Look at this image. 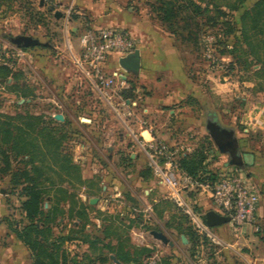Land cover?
Returning a JSON list of instances; mask_svg holds the SVG:
<instances>
[{"label":"rangeland","instance_id":"rangeland-1","mask_svg":"<svg viewBox=\"0 0 264 264\" xmlns=\"http://www.w3.org/2000/svg\"><path fill=\"white\" fill-rule=\"evenodd\" d=\"M197 1L203 8L208 6L209 13L196 21L182 13L175 20L177 28L172 29L155 11L160 0H0V264L34 263L31 248L14 232L22 231L28 222L22 211L23 186H14L12 182V172L33 167L45 171L39 182L47 187L50 195L44 201L45 210L58 207L60 218L62 211L66 213L63 223L60 218L53 223L54 236L80 231L77 216L84 213L85 220L89 219L92 224V228L86 229L88 233L111 226L105 220L116 219L121 224H117L116 230L138 244L135 237L146 230V220L150 227L170 235L172 226L184 223L207 242L213 249L208 252L214 258L226 250V246L213 244L195 230L188 215L171 199L170 190L156 174L146 152L150 141L163 142L146 141L141 134L146 129V94L154 93L155 84L146 87V77L141 78L140 72L135 75L123 67L121 60L128 56L114 55L116 67L107 68V62L104 66L107 76L126 74L131 88L120 92L106 89L75 57L79 54L80 36L100 27L127 32L140 50V38L129 29L107 24L112 20L109 14L113 4L121 3L124 13L133 14L138 27L146 28V17L158 21L164 31L176 35L174 43L176 51L182 54L184 68L181 73L175 65V75L164 74L153 79H158L161 89L174 91L175 100L191 101L194 105L193 110L183 114L187 122L177 126L183 129L182 137L177 141L164 140V143L172 148L192 145L194 150L203 146L208 165L204 174L213 175V181L227 170L238 168L256 185L264 183V45L259 44L260 36L256 38L251 33L249 41L256 47L253 53L240 31L242 15L259 0H248L234 14L227 6L235 0ZM217 5L228 16L218 19L220 24L213 26L207 18L217 16ZM57 12L62 14L60 19L56 18ZM225 22L234 28L229 38H224L221 31ZM186 29L193 35L188 37ZM208 35L215 37L212 45L205 42ZM21 36L38 40L40 44L20 46L15 40ZM218 41H227L229 48L225 51L233 56L222 55ZM209 49L214 62L206 56ZM250 51L256 59L249 57ZM168 115L167 112L164 117ZM34 118L40 119L39 128ZM209 122L234 131L241 153L256 159L250 158L244 168L231 165L230 156L223 154L213 140ZM41 128L63 139L60 151L79 167L80 176L63 172L59 161L44 157L51 148L38 135ZM7 131L12 134L11 140ZM156 159L161 164L165 162L161 157ZM184 192L195 209L202 211L194 203L200 192L190 189ZM94 198L105 200V206L100 208L99 200L91 204ZM83 203L97 208L85 210ZM167 212L172 215L168 223L163 219ZM237 235L236 240L243 237L260 240L264 231L262 227L259 231L248 228ZM174 239L180 241L178 235ZM242 247L243 252L251 251ZM101 254L103 251L96 250L91 257ZM194 256L198 260L202 254Z\"/></svg>","mask_w":264,"mask_h":264},{"label":"trees","instance_id":"trees-1","mask_svg":"<svg viewBox=\"0 0 264 264\" xmlns=\"http://www.w3.org/2000/svg\"><path fill=\"white\" fill-rule=\"evenodd\" d=\"M178 1L179 2L177 3V1L165 2L160 0V5L155 10L158 12V15H160L162 21L164 23H168L169 27L172 29L177 28L175 20L182 15V13L188 14L191 20L196 21L199 17H203L210 11L208 6L206 8L201 7V4L197 0ZM247 1L248 0H235L234 3L227 7L230 10V13L234 14L240 11L241 7H243ZM215 11L217 14L215 18H207L208 22H211L213 26L214 24H216L215 26L220 24L218 19L227 18L228 16L219 5L215 7ZM241 22L243 23V27L240 29L241 36L246 42V45L249 47V50L251 49L252 52L255 53L256 47L255 45L253 46L251 41H249L251 40L250 34L254 32V37L258 38L260 36L262 39H258L259 44L261 46L264 45V0H259L253 8L245 11L241 17ZM199 26H201V24H199ZM222 27L223 29H221V31L224 33V38H229V34L234 31L233 26H231L229 22H225L222 24ZM175 32L176 31H174V33ZM187 32L189 34L188 37L193 35L190 31L187 30ZM218 42H220V46H222L220 49L222 55L229 54L233 56L232 53H229L227 50L225 51V49L229 48L227 47V41ZM248 55L253 60L256 59L255 55H252L251 51ZM2 70L5 72L8 71L7 67H2ZM34 119L37 121V127L39 128L40 119ZM7 133H9L8 138H12L11 132L7 131ZM38 135L41 137L42 141H45L47 148H51V150H47V152H45L46 154L44 157L51 156L56 161H59L63 172L80 176L79 167L72 162L70 157L63 155L60 151L62 146L61 143L63 142L62 138L57 137L52 131L48 132L47 128H41ZM254 158L256 159V157L252 155L253 161ZM8 159L9 157H6L7 162ZM206 162V150L202 146L195 149L191 154L181 158L180 167L186 174L194 179L201 180V177H204L205 175L204 180H214L213 175L204 174V171L207 170L208 166ZM33 163L34 161L32 160V164ZM12 173L13 185L23 186L21 197L25 198V200L22 203V211L24 213V218L28 222L22 231L14 230V232L17 233L18 237L31 248L34 254L33 264H113L112 259L109 256L110 254H114L117 260H119L122 264H131L132 262L134 264H144L145 255L146 258L150 256L151 251L149 249L130 244V239H128V237L125 239V237L120 233V230H116V228L121 225L118 220L116 221V219L105 220V222H109L111 226L105 225V228L97 230L93 234L86 231L87 227L92 228L91 222L89 219L85 220L83 217L84 213H79L77 219L80 220V225L77 228L80 229V231L74 230L65 235L60 234L54 236L52 233V227L53 223L60 218L59 209L58 207L53 206H50L47 210L44 208V201L47 198H50L47 187L39 183L45 176V171L38 167H33L32 170L24 169L22 171ZM49 201L51 200L49 199ZM83 206L85 207V210L97 208V206L85 203H83ZM62 213L63 217L59 220L61 223L66 220L65 211H62ZM70 213L73 216V211ZM139 221L142 220L139 219ZM146 229L149 231L159 230L150 227L147 220ZM177 230L180 234H184L190 238L193 244V256L197 253L199 245H204L207 249H209V252L213 250L211 247L209 248L207 242L204 239H201V237H199L193 229L184 226V223H181V226L178 227ZM109 236H115L117 238L119 241L118 246L113 247L111 243L105 244V240ZM78 241L88 245L89 251H102L103 249H107L108 253H106L107 255L103 253L98 257H91V254H89V256L86 252L83 254L82 252L72 253L69 250V245ZM211 258H214V256L210 255L208 257V259Z\"/></svg>","mask_w":264,"mask_h":264},{"label":"crops","instance_id":"crops-1","mask_svg":"<svg viewBox=\"0 0 264 264\" xmlns=\"http://www.w3.org/2000/svg\"><path fill=\"white\" fill-rule=\"evenodd\" d=\"M111 8L110 13L112 14H109V16L112 15V20H110L109 23L107 22V24L129 29L134 36L138 39L140 38V77H146V87L151 83L155 84L154 93L148 91L150 92L149 95L146 94V129L141 131L142 136L146 138V141L160 140L164 142V140H179L180 137H182L181 134L183 129H178L177 126L179 123L187 122L185 120L186 116L183 114L193 110L194 105L191 101L175 100L176 93L174 91L161 89L162 87H159L157 85L158 82H156L158 79H153L164 74L172 76L175 75V65H178V69L181 73H183L184 64L182 62V54L176 51L174 43V37L176 35L164 31L158 21L149 20L148 17H146V28H144V26L138 27L136 17L133 14H130V16L124 13L121 3L116 5L113 4L111 5ZM130 13H132V11H130ZM116 62V56L111 55L106 64L107 68H115L117 64ZM135 88L138 89V87ZM133 92H135V90ZM151 96H153V98H151ZM167 112L169 117L165 118ZM132 120L134 121V118ZM194 191L200 192L198 195V201L194 203L199 204L202 208L200 213L204 215V217H206L208 212L215 211L211 197L207 192L201 190L200 187L196 188ZM258 191L260 193L258 219L259 225L264 231V183H259ZM99 204L100 208H103L105 206V200H99ZM165 214L163 219L166 223H168L172 220V215L168 212ZM147 219L152 220L151 217H148ZM180 226L181 224L177 223L175 226L170 228L173 236L164 230H153L164 233L170 241L174 243V246H169L158 241L152 236V231L147 229L144 232H140L145 233L144 242H140L137 239L139 242L138 246V244L130 238V244L149 249L151 251L149 257L153 256L155 253H159L160 261L158 264H214L215 262H217V264H264V237L260 240L258 237H243V239L241 238L236 240L235 238L238 237V235L232 232L230 224L215 227L214 231L229 243V247H225L226 250L224 252H218L216 258L208 259L210 256L208 255L209 249H207L204 245H199L197 254L201 253L202 257H198L197 260V257H193L192 255L193 244L190 238L184 234H180L177 230ZM65 234L66 233L64 232L63 235ZM177 235L180 237L179 242H176L174 239ZM182 236L186 237L188 241L187 244L183 243ZM109 243H111L113 247H116L118 246L119 241L115 236H109L106 238L105 244ZM242 246L250 248L251 251L246 250V252H243L244 247ZM69 250L72 253L89 252V254H92L93 252L89 251L88 245L79 241L74 244H70ZM102 251L105 254L108 253L107 249H103ZM109 256L112 259L113 264H122L119 260H117L114 254H110ZM112 257H115L117 262ZM195 258L196 260H194ZM131 264L134 263L132 262Z\"/></svg>","mask_w":264,"mask_h":264},{"label":"built area","instance_id":"built-area-1","mask_svg":"<svg viewBox=\"0 0 264 264\" xmlns=\"http://www.w3.org/2000/svg\"><path fill=\"white\" fill-rule=\"evenodd\" d=\"M205 42L212 45L215 37L208 35ZM79 48V54L75 55L77 61L83 63L104 88L115 89L118 92L131 88L126 74L111 77L107 76L104 69L111 55L129 56L138 49L134 39L127 32L112 27L91 29L80 36ZM206 56L209 60L215 61L211 49ZM111 105L113 106L112 103ZM193 150L192 145H178L172 148L164 142L150 141L148 145L146 144V152L151 158L156 174L170 190L171 199L188 215L195 230L213 244L229 247V243L221 238L214 228L207 225L204 215L195 209L184 192V189L195 190L200 187L210 195L215 212L229 217L233 233L237 234L248 228L259 231L260 193L257 185L238 168L227 170L215 181L204 180L205 175L201 180L192 178L181 169L180 156H186ZM156 156L161 157L165 161L164 164H161ZM144 234L138 233L136 238L144 242ZM159 261L160 254L155 253L146 259L145 264H158Z\"/></svg>","mask_w":264,"mask_h":264},{"label":"water","instance_id":"water-1","mask_svg":"<svg viewBox=\"0 0 264 264\" xmlns=\"http://www.w3.org/2000/svg\"><path fill=\"white\" fill-rule=\"evenodd\" d=\"M62 14L60 12L56 13V18L60 19ZM15 42L18 45H23L24 47L28 46H36L39 45L40 42L38 40H34L30 37L21 36L18 37ZM123 67L133 73L138 75L141 70V53L140 50H136L133 54L129 55L128 57L121 60ZM208 129L211 133L213 140L215 141L217 147L223 154H227L231 158V165L238 166L240 168H244V166L249 162L251 155L241 153V149L239 147L238 141L235 138L234 131L224 128L217 124L216 122H210ZM97 198L91 199V204L98 203ZM230 222L229 217L223 216L215 211H210L206 215V223L208 226L215 228L222 225H225ZM152 236L157 239L158 241L169 245L174 246V243L170 241V239L162 232L159 231H152ZM182 241L184 244H187L188 241L185 236H182ZM116 262V258L112 257Z\"/></svg>","mask_w":264,"mask_h":264},{"label":"flooded vegetation","instance_id":"flooded-vegetation-1","mask_svg":"<svg viewBox=\"0 0 264 264\" xmlns=\"http://www.w3.org/2000/svg\"><path fill=\"white\" fill-rule=\"evenodd\" d=\"M212 123V122H211ZM210 125V122L208 123V126ZM245 155V154H244Z\"/></svg>","mask_w":264,"mask_h":264}]
</instances>
